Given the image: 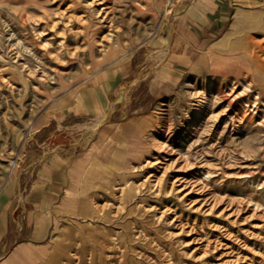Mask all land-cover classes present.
Segmentation results:
<instances>
[{"label": "rangeland", "instance_id": "1", "mask_svg": "<svg viewBox=\"0 0 264 264\" xmlns=\"http://www.w3.org/2000/svg\"><path fill=\"white\" fill-rule=\"evenodd\" d=\"M89 1L0 0V188L16 179L21 198L48 158L85 147L107 121L138 115L144 154L123 172H107L86 206L65 214L50 248L58 264L69 254L72 264H264L261 117L228 105L223 83L234 74L221 68L185 74L166 92L152 85L174 20L189 4ZM232 3L219 54H238L235 44L249 36L264 47V0ZM207 83L212 98L193 131ZM179 176L187 184L180 191ZM9 236L6 249L22 237Z\"/></svg>", "mask_w": 264, "mask_h": 264}, {"label": "crops", "instance_id": "2", "mask_svg": "<svg viewBox=\"0 0 264 264\" xmlns=\"http://www.w3.org/2000/svg\"><path fill=\"white\" fill-rule=\"evenodd\" d=\"M185 2L189 6L174 20L175 31L168 48L154 68L152 85L160 92L169 91L170 85L180 82L185 74L196 79L209 70L216 71L217 48L225 44L232 0ZM56 111L59 114L60 110ZM142 121L138 115L107 121L85 147L73 154L51 156L37 168L21 198L15 192L16 179L0 188V264H41L49 256L65 214L87 204L94 183L107 172H123L140 160L144 154ZM17 212L25 221L19 229L23 233L17 226L13 228L14 220L17 224L21 221L17 220ZM12 230L22 237L6 249L3 245Z\"/></svg>", "mask_w": 264, "mask_h": 264}, {"label": "bare ground", "instance_id": "3", "mask_svg": "<svg viewBox=\"0 0 264 264\" xmlns=\"http://www.w3.org/2000/svg\"><path fill=\"white\" fill-rule=\"evenodd\" d=\"M92 2H96V1L95 0H90L88 3L91 4ZM95 11H97V9H95ZM97 14H99V13L97 12ZM179 39H181V37ZM256 39L257 38L255 36H249L248 39L246 41H244V42L238 41L235 44V47L237 49H239V51H240L238 54H233V55H231V54L230 55H222V54L220 55V54H218V55H216V57H215V66H213V68H215L216 70L221 68V71L224 73L225 76H227L229 73H231L232 75L234 74V78L232 80L230 79V80L225 81L223 83L224 84L223 85V87H224V90H223L224 91V96H226V98L229 100V104L228 105H232L234 102L239 103V104L242 105L243 111L246 114L251 115L254 118L257 117V116H260L261 118L257 121V124L260 125L264 129V47H263V44H262L263 43V41H262L263 39L261 40L262 43L260 42V40L256 41ZM204 63L207 64V62H204ZM204 65H203V67H205ZM207 86H208L207 94L205 96H203V98L201 100H197L199 102L195 106V108H194V110L192 112V116L194 117V123H193L192 127L190 128V130L197 131L198 129L202 128V114H200V113L205 111V108H206L207 104L210 102V99L212 98V93L210 92L211 84L207 83ZM189 90H191V89H189ZM201 92H202V90H201ZM204 93H206V92H204ZM216 97L217 98L221 97L219 91L217 92V96ZM227 108L228 107H226L225 110H227ZM231 112L234 113L235 115L238 113L236 111V106L234 107V110L231 111ZM232 119H233V117H232ZM239 119L241 121V118H239ZM157 140H159L158 136H154V141L158 142ZM160 143H162V141H160ZM157 162H158V159L155 160L156 164H157ZM151 175H154V174L149 173V175H147V177H145V178L148 179V177L151 176ZM182 177L183 176H179L176 179V181L178 183L175 181L176 184H174L175 189H177L178 191L184 190L186 188V185H187L185 182H183ZM159 184H160V179L155 180L154 186L158 190H159ZM189 188L190 187H188V189ZM179 198H181V197H179ZM213 204L210 205L209 207H207L206 209L207 210H211L212 207H213ZM215 207H217V206H215ZM163 212L164 211H162L161 214ZM235 220H237V219H235ZM214 229H216V228H214ZM218 231H220V230H218ZM101 239H102V237H101ZM74 244H76V243H74ZM93 248H94V246H93ZM100 251H101V249H100ZM92 252H95V249ZM56 257H57L56 254H51L50 253V255L47 257V259H45V262L47 264H58V260H57ZM72 261H73V254H69V255H67L66 263L65 262L64 263L65 264H72L74 262V261L73 262Z\"/></svg>", "mask_w": 264, "mask_h": 264}]
</instances>
